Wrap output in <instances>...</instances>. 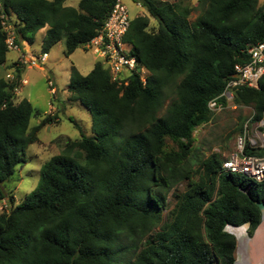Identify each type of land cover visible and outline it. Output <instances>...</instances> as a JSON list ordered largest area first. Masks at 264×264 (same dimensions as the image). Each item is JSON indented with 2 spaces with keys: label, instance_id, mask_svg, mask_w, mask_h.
<instances>
[{
  "label": "trees",
  "instance_id": "trees-1",
  "mask_svg": "<svg viewBox=\"0 0 264 264\" xmlns=\"http://www.w3.org/2000/svg\"><path fill=\"white\" fill-rule=\"evenodd\" d=\"M116 1L0 0V67L9 52L4 19L20 47L47 27L43 53L64 39L69 56L98 34ZM133 1L148 15L133 18L124 39L150 72L146 84L133 74L119 86L101 60L87 75L72 68L69 100L92 112L91 134L69 139L25 200L0 213V264H234L237 239L226 226L250 223L252 236L261 223L264 177L231 170L219 153L193 170L190 156L195 130L213 118L209 102L226 104L235 65L249 63V49L264 41V6L208 0L191 21L188 1ZM25 67L20 58L10 66L13 79L0 75V201L28 145H41L40 129L59 119L30 127L39 112L17 101ZM234 101L253 108L251 121H264V75L258 89L235 91ZM242 155L264 158V146L246 141ZM184 180L163 221L167 194Z\"/></svg>",
  "mask_w": 264,
  "mask_h": 264
},
{
  "label": "rangeland",
  "instance_id": "rangeland-1",
  "mask_svg": "<svg viewBox=\"0 0 264 264\" xmlns=\"http://www.w3.org/2000/svg\"><path fill=\"white\" fill-rule=\"evenodd\" d=\"M80 0H66L67 6L77 7ZM127 4L130 15L135 18L138 15H148L144 7L139 6L133 0H123ZM163 3H174L188 1L194 7L190 19L195 20L207 6L208 0H161ZM257 6L263 7L264 0H257ZM151 27L156 29L157 23L152 19ZM45 32L40 31L31 46H28V56L32 53L39 56L43 53L41 44ZM16 50H9L8 59L12 60ZM101 60L92 50L79 47L71 55L65 54V40L55 44L49 51L48 57L42 67L27 66L24 78H27V84L17 90V101L26 98L32 102L33 106L39 112L38 117H33L30 121V127L39 124L46 116L55 118L53 123L42 127L38 133L42 144H29L25 151L26 161L20 164L16 172L5 183L6 201L9 206L14 207L23 202L26 196L33 191L39 184L41 178V169L44 164L54 155L59 154L69 139H78L81 134H91L92 112L80 104L69 100L68 85L71 81L72 68L76 67L81 74L87 75L94 68L97 61ZM0 75H6L0 73ZM48 80L53 81L55 92H51V86ZM172 89L167 95L172 96ZM170 99L164 102L160 114L165 113ZM254 111L252 107L241 106L230 101L224 104V108L213 111V118L210 122L198 127L195 132L194 150L190 156V167L196 170L199 163L212 153H219L226 163L235 164V159L241 161L243 149L240 148V137L243 144L250 141L253 147L264 146V130L261 126L264 123L253 122ZM80 126V128H78ZM170 145H174L168 141ZM264 159V158H261ZM240 161V162H241ZM257 160L256 162H260ZM187 180L181 181L171 192L167 194V201L163 211V221L169 218L170 211L176 205L175 193L183 192L187 188ZM11 199L14 203H11ZM162 221V222H163ZM248 232V229H247ZM249 237H252L248 232ZM240 243L236 251V261L241 262ZM263 247V246H261ZM246 250V258L254 257L257 251ZM243 254V253H242ZM239 258H238V257Z\"/></svg>",
  "mask_w": 264,
  "mask_h": 264
},
{
  "label": "built area",
  "instance_id": "built-area-1",
  "mask_svg": "<svg viewBox=\"0 0 264 264\" xmlns=\"http://www.w3.org/2000/svg\"><path fill=\"white\" fill-rule=\"evenodd\" d=\"M2 17L5 18L4 15ZM132 19L127 4L123 0H117L101 30L85 45V48L92 50L109 68L112 80L119 86L128 84L129 77L133 74H137L143 84H146L150 75L148 69L132 54V45L124 39ZM2 24L8 34L6 43L9 50L21 51L22 47L15 42L16 32L14 28L8 25L5 19ZM249 52L251 61L246 64L238 63L234 67L235 74L239 73L241 77L229 80L221 95L227 102L235 99V91L241 87L259 88L260 79L264 75V41L252 46ZM47 57L48 53H42L39 56L33 54L29 58H25V54H23L22 60L27 66L42 67ZM7 77L13 79L14 75L8 74ZM23 83H26V80H23ZM48 83L51 86L50 91L55 92L53 81L48 80ZM209 108L212 111H218L224 108V103L216 98L209 102ZM261 123H264V121H261ZM244 145L242 137H240V148L243 149ZM242 158L245 160L240 165L234 166L233 163H226L228 165L225 166L231 170L242 171L258 181H262L264 177V159L244 157L243 155ZM257 160L261 161L256 162ZM249 162H256V164L251 166ZM10 209L11 207L6 201H0V213H9Z\"/></svg>",
  "mask_w": 264,
  "mask_h": 264
},
{
  "label": "bare ground",
  "instance_id": "bare-ground-1",
  "mask_svg": "<svg viewBox=\"0 0 264 264\" xmlns=\"http://www.w3.org/2000/svg\"><path fill=\"white\" fill-rule=\"evenodd\" d=\"M238 158L235 159V164L240 165L242 161ZM251 166L255 165L256 162H249ZM239 237L240 242V254L241 262L238 264H264V225L256 238L250 239L246 233L245 228H232ZM263 246V247H261ZM246 250L257 251L258 254L250 259L246 258ZM243 253V254H242ZM238 257V256H237ZM239 258V257H238Z\"/></svg>",
  "mask_w": 264,
  "mask_h": 264
},
{
  "label": "crops",
  "instance_id": "crops-1",
  "mask_svg": "<svg viewBox=\"0 0 264 264\" xmlns=\"http://www.w3.org/2000/svg\"><path fill=\"white\" fill-rule=\"evenodd\" d=\"M138 5L141 6L140 4H138ZM40 31L45 32V34H46L47 27L41 29ZM38 33H39V32H38ZM44 36H45V35H44ZM42 41H43V40H42ZM28 46H31V45L27 44L26 42H23L22 50H21V51H17V50H16V51L14 52V56H13V59H12V60H9V59H8L9 54H7V60H6L5 64L2 65V66L0 67V73H2V74H6V75H8V74H13V75H14V73L11 72L10 66H11L14 62H16V61H18L20 58H22V55H23V54H25V58H29L31 55H33V54L31 53V54L28 56V50H29ZM8 53H9V52H8ZM26 69H27V65H26V67H25V69H24V72L22 73V81H21L22 83H21V86L27 84V83H23V80L28 81L27 78H24V74H25ZM20 100H21V99H20Z\"/></svg>",
  "mask_w": 264,
  "mask_h": 264
},
{
  "label": "water",
  "instance_id": "water-1",
  "mask_svg": "<svg viewBox=\"0 0 264 264\" xmlns=\"http://www.w3.org/2000/svg\"><path fill=\"white\" fill-rule=\"evenodd\" d=\"M232 77H233V78H237V77H241V75H240L239 73H236V74H234ZM256 204L258 205L259 209H260L261 212H262V219H261V223H260V224L258 225V227L256 228V230H255L254 234L252 235V237H249L248 232H247V229L250 227V223H245V224H243V225H241V226L227 225L226 228H225L226 231H228V232H230V233H232V234H234V235L236 236V239H237V245H238V243H240V242H239V237H238V235L236 234V232H234V231L232 230V228H245L248 237H249L250 239H252V238H256V237H257V235H258V233L260 232L262 226L264 225V201H256ZM237 248H238V246H237ZM234 264H238V262L235 260V263H234Z\"/></svg>",
  "mask_w": 264,
  "mask_h": 264
}]
</instances>
